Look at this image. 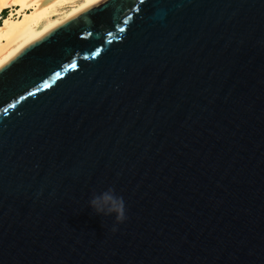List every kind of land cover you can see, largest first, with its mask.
I'll return each instance as SVG.
<instances>
[{
  "label": "water",
  "instance_id": "1",
  "mask_svg": "<svg viewBox=\"0 0 264 264\" xmlns=\"http://www.w3.org/2000/svg\"><path fill=\"white\" fill-rule=\"evenodd\" d=\"M0 264H264V0H105L17 53Z\"/></svg>",
  "mask_w": 264,
  "mask_h": 264
},
{
  "label": "bare ground",
  "instance_id": "2",
  "mask_svg": "<svg viewBox=\"0 0 264 264\" xmlns=\"http://www.w3.org/2000/svg\"><path fill=\"white\" fill-rule=\"evenodd\" d=\"M97 2L98 0H0V61H3L5 67L22 49Z\"/></svg>",
  "mask_w": 264,
  "mask_h": 264
},
{
  "label": "clouds",
  "instance_id": "3",
  "mask_svg": "<svg viewBox=\"0 0 264 264\" xmlns=\"http://www.w3.org/2000/svg\"><path fill=\"white\" fill-rule=\"evenodd\" d=\"M104 2L105 0H98V3ZM88 206L97 215L114 218L116 224L123 223L127 219L124 199L117 195L111 187L99 195L93 193L88 201ZM112 230L115 231V227Z\"/></svg>",
  "mask_w": 264,
  "mask_h": 264
},
{
  "label": "snow or ice",
  "instance_id": "4",
  "mask_svg": "<svg viewBox=\"0 0 264 264\" xmlns=\"http://www.w3.org/2000/svg\"><path fill=\"white\" fill-rule=\"evenodd\" d=\"M20 2H25V0H20ZM121 31H123V29H121ZM4 69V63L3 61H0V72H2Z\"/></svg>",
  "mask_w": 264,
  "mask_h": 264
},
{
  "label": "built area",
  "instance_id": "5",
  "mask_svg": "<svg viewBox=\"0 0 264 264\" xmlns=\"http://www.w3.org/2000/svg\"><path fill=\"white\" fill-rule=\"evenodd\" d=\"M7 12H8V11H5V13H7ZM8 15H9V14H8ZM3 16H4V13L1 14V17H3Z\"/></svg>",
  "mask_w": 264,
  "mask_h": 264
}]
</instances>
